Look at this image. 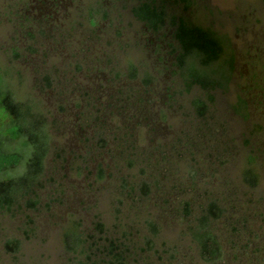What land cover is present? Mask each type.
<instances>
[{"label":"rangeland","instance_id":"obj_1","mask_svg":"<svg viewBox=\"0 0 264 264\" xmlns=\"http://www.w3.org/2000/svg\"><path fill=\"white\" fill-rule=\"evenodd\" d=\"M161 1L168 4L169 16L182 15L220 36L222 59L233 58L230 73L226 61L204 70L229 79L213 92L205 119L191 104L203 93L195 88L185 93L173 76L170 29L154 35L137 23L131 14L136 0H0V74L7 70L4 83L18 99L38 104L35 112L45 120L49 145L44 189L38 190L41 207L31 214L38 236L14 260L4 241L21 234L25 219L0 216V264H64L61 229L72 216L87 227L98 216L114 233L111 204L122 178L136 184L158 179L161 194L174 201L198 205L211 195L223 200L228 213L217 226L229 251L225 264H259L255 249L258 242L264 244V5L261 0H191L184 11L182 4H172L175 0ZM100 7L107 19L100 15L91 27L87 12ZM130 64L138 73L134 80L128 78ZM43 75L54 82L51 89L42 87ZM144 77L151 80L147 86ZM239 99L246 102V119L233 110ZM99 133L104 149L98 147ZM249 157L258 173L253 188L241 182ZM99 165L107 177L102 184L96 182ZM156 194L152 203L135 202L130 221L134 215L161 221L160 239L175 247L177 260L158 247L149 263L202 264L182 235L184 225L166 217L168 210ZM133 222L145 235L143 222ZM233 224L245 232L236 238L239 246L251 232L248 254L231 253L224 236ZM140 236L133 232L139 243Z\"/></svg>","mask_w":264,"mask_h":264},{"label":"trees","instance_id":"obj_2","mask_svg":"<svg viewBox=\"0 0 264 264\" xmlns=\"http://www.w3.org/2000/svg\"><path fill=\"white\" fill-rule=\"evenodd\" d=\"M261 2L264 5V0ZM172 4L175 6L182 4L184 11H188L192 6L191 0H175ZM100 8H90L87 12L91 27L96 26L95 18L100 15L101 19H107L104 9ZM131 14L137 23L144 25L154 35L162 33L168 26L174 43V46L173 43L170 44L172 53L175 54L173 76L177 77L185 93H189L194 88L203 93V96L195 98L191 104L197 117L205 119L208 104L214 102L213 92L225 88L229 79L225 80L223 75L212 77L204 70L224 61L229 66V73L233 68L232 56L222 59L223 39L210 29L192 24L182 15L169 16L168 4L165 1L136 0ZM39 35L44 36V32L40 31ZM28 36L32 37L31 34ZM14 54L17 57V52ZM128 69V78L136 79L138 73L135 67L130 64ZM5 72L0 74V216L21 215L25 219L18 228L21 234L4 241L5 251L17 261L18 256L22 255L25 243L38 236V229L31 214L39 212L41 207L38 190L44 189L42 179L49 145L45 120L41 114L35 112L38 104L29 98L18 99L11 86L4 83L3 78H8L9 75L7 70ZM41 82L44 89H51L54 85L49 75H43ZM142 82L147 86L151 80L144 77ZM233 110L238 116L247 118V105L243 100L239 99ZM258 130L262 132L260 126ZM99 136L98 147L104 149L106 142L100 133ZM254 161L255 159L249 157L248 167L242 173L241 182L248 188H253L257 184L258 173L252 166L253 163L255 164ZM127 166L132 168L133 162L129 161ZM19 169L20 172L16 175L8 173ZM140 174L144 177L145 171L142 169ZM106 178L105 170L99 165L96 182L102 184ZM159 183L158 179L152 183L143 180L139 184L126 178L120 179L119 184L114 187L115 198L111 204L114 220L110 228L114 233L106 228L98 216L92 222V227H87L81 218L72 216L70 223L61 229V248L66 259L64 264H150V254L158 256V247L165 249L162 252L169 254L170 260H177L174 255L175 247H170L167 242L160 239L164 230L161 221L155 218L142 220L141 216L136 215L130 221L129 214L132 206L136 208L135 202L152 203L154 192H157L155 199L162 200V204L167 207L164 206L168 210L166 217L184 225L182 235L189 238L191 244L195 246L201 263L225 264V257L229 251H226L223 235L217 226L228 213L223 200L211 195L206 202L198 205H194L196 203L188 199L174 201L161 194L162 187ZM189 189L192 190L193 187ZM208 194L205 192V195ZM49 202L51 204L55 200ZM50 204L46 205L47 209ZM124 208H126L125 213H123ZM135 220L143 222L147 235L135 229L133 222ZM246 229L247 227L244 226V230ZM134 231L141 235L139 237L141 243L134 240ZM239 233V228L233 224L230 226V235L224 236L235 257L237 254L240 256L248 254L251 244L253 245L250 232L246 243L239 246L236 242ZM243 233L245 232L241 231L240 234ZM254 238L256 240L258 236L255 235ZM256 246L255 253L261 257L259 264H264V244L260 245L258 242Z\"/></svg>","mask_w":264,"mask_h":264}]
</instances>
